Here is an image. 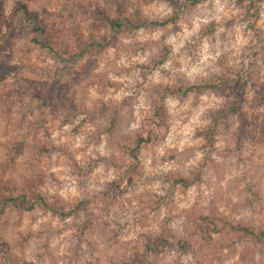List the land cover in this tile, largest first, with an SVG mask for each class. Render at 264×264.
Segmentation results:
<instances>
[{
  "label": "clouds",
  "instance_id": "clouds-1",
  "mask_svg": "<svg viewBox=\"0 0 264 264\" xmlns=\"http://www.w3.org/2000/svg\"><path fill=\"white\" fill-rule=\"evenodd\" d=\"M121 3L31 5L64 55L0 83V264H264V0Z\"/></svg>",
  "mask_w": 264,
  "mask_h": 264
},
{
  "label": "rangeland",
  "instance_id": "rangeland-1",
  "mask_svg": "<svg viewBox=\"0 0 264 264\" xmlns=\"http://www.w3.org/2000/svg\"><path fill=\"white\" fill-rule=\"evenodd\" d=\"M17 1L19 0H11V2L14 4V7ZM8 2L9 0H0V83H3L10 76L18 75L19 66L13 65L11 63L14 58V50L18 41L30 39L31 43L39 47L41 51L46 50L33 42V36L36 35L33 31L34 23L39 21L38 23H40V25L45 29V32L41 33V40L49 42L52 45V32L47 22L48 14L46 9L43 11V13H38L31 8V5L35 3L36 0H25V2L29 5V17H26L27 19L20 17L12 19V14L10 16L6 15L5 6ZM112 2L117 4L119 7L123 6L121 0H112ZM173 3H175V0H173ZM101 12H103V10L99 8H97L94 12L97 23L105 22V19L101 15ZM39 34H37V36ZM55 51L59 55L58 58H61L62 55H64L56 49ZM63 62L67 64L69 61L65 60ZM239 87V84H237L236 88L233 89V91H236L237 89H239ZM65 91H67V87L65 85H62L60 80L57 79L55 82H52L50 84V87L45 91L44 94L47 96V102H50L53 95H59L60 93ZM16 92L21 95L31 93L39 95V93H36L35 88H31L29 82L24 79H21ZM5 103L6 97L3 94H0V108H2ZM39 151L43 152L46 151V149L41 147Z\"/></svg>",
  "mask_w": 264,
  "mask_h": 264
},
{
  "label": "trees",
  "instance_id": "trees-1",
  "mask_svg": "<svg viewBox=\"0 0 264 264\" xmlns=\"http://www.w3.org/2000/svg\"><path fill=\"white\" fill-rule=\"evenodd\" d=\"M27 1H29V0H27ZM30 1H33V0H30ZM29 14H30L29 5L25 2V0L24 1L19 0L15 3V7L13 8V13H12V19L17 18V17L25 19L26 17H29ZM101 15L103 16V18L106 21L107 20L106 15L103 12H101ZM38 22L34 23V25H33V31L36 34L33 36V42L35 44L39 45L41 48H44L47 51H49L50 53L59 57L58 53L55 51V49L52 47V45L49 42L41 40V38H40L41 33L45 32V29ZM115 26L116 25H114V27ZM37 34H39L40 36L39 35L37 36Z\"/></svg>",
  "mask_w": 264,
  "mask_h": 264
}]
</instances>
